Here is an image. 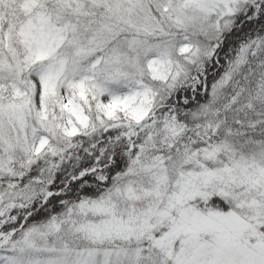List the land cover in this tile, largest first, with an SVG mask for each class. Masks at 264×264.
<instances>
[{
	"label": "snow or ice",
	"instance_id": "snow-or-ice-1",
	"mask_svg": "<svg viewBox=\"0 0 264 264\" xmlns=\"http://www.w3.org/2000/svg\"><path fill=\"white\" fill-rule=\"evenodd\" d=\"M0 264H264V0H0Z\"/></svg>",
	"mask_w": 264,
	"mask_h": 264
}]
</instances>
